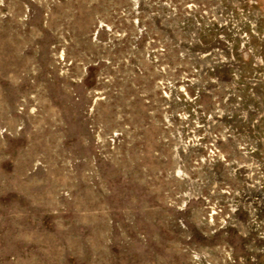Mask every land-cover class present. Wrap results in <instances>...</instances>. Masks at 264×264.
Returning <instances> with one entry per match:
<instances>
[{
    "label": "rangeland",
    "instance_id": "374dc122",
    "mask_svg": "<svg viewBox=\"0 0 264 264\" xmlns=\"http://www.w3.org/2000/svg\"><path fill=\"white\" fill-rule=\"evenodd\" d=\"M0 264H264V0H0Z\"/></svg>",
    "mask_w": 264,
    "mask_h": 264
}]
</instances>
